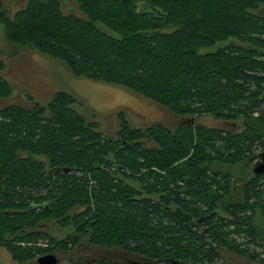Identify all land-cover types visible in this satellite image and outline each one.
I'll use <instances>...</instances> for the list:
<instances>
[{
	"label": "trees",
	"instance_id": "obj_1",
	"mask_svg": "<svg viewBox=\"0 0 264 264\" xmlns=\"http://www.w3.org/2000/svg\"><path fill=\"white\" fill-rule=\"evenodd\" d=\"M61 1L29 0L0 22L12 42L76 76L189 120L136 128L118 109L117 130L104 135L65 92L45 106L0 108V245L10 259L67 253L84 240L117 253L99 264H225V253L264 264V175L229 201V177L211 169L256 163L264 151L252 123L264 125V0H73L79 16L64 14ZM10 95L0 75V99ZM202 114L242 118L240 129L193 124Z\"/></svg>",
	"mask_w": 264,
	"mask_h": 264
},
{
	"label": "rangeland",
	"instance_id": "obj_2",
	"mask_svg": "<svg viewBox=\"0 0 264 264\" xmlns=\"http://www.w3.org/2000/svg\"><path fill=\"white\" fill-rule=\"evenodd\" d=\"M29 0H0V19L1 15L12 16L16 11L26 5ZM137 6L139 2L135 3ZM61 9L64 14H74L79 16L80 12L73 0H62ZM264 10V4H259L257 10ZM137 11H141L140 7ZM256 11L251 13L256 14ZM3 13V14H2ZM174 28H168L172 31ZM109 34L111 32L107 31ZM229 43H237L234 39H229ZM223 45L217 43L212 48L199 49V53H209L217 47ZM0 75L8 83L11 91L9 98L0 99V108L10 105H18L29 108L33 103L46 105L56 92H65L76 100L77 104L74 110L88 118L89 121H95L99 124L100 131L104 135H113L117 130V122L114 113L121 109L125 112L126 118L132 127L146 128L152 124H160L168 129L173 130L175 126L186 118H179L173 115L168 109L160 106L152 100H148L137 95L128 88L119 85H110L102 82L93 81L82 76H76L65 65L66 63L56 57L44 54L35 47H21L20 44L12 42L6 34L4 25L0 22ZM30 98H29V97ZM192 122L195 125L210 126L227 130L240 129L241 119H237L232 123H224L214 118L212 114H202L193 116ZM252 119H258L257 115ZM252 123L264 133V125H260L259 121ZM24 157L30 156L32 159H41L43 157H35L27 152H21ZM254 161H240L236 164H214L212 171L226 175L230 179V195L229 201H236L242 198L241 189L245 182L252 179V167ZM256 223L260 226L261 222L258 217L255 218ZM50 233L56 238L62 237L60 232L54 228H50ZM68 233L64 231L63 235ZM237 242L244 243L242 236H235ZM252 251L261 253L260 248L250 246ZM59 259L58 264H71L74 262L80 264H99L103 257L116 256L115 252L102 251L101 249L91 248L81 240L79 246L67 253H55ZM263 255L260 256L262 258ZM127 261V259L125 260ZM124 261V262H125ZM225 264H258L246 258L237 257L233 254L225 253L223 255ZM0 264H20L10 259L5 249L0 245ZM23 264H36L35 261ZM129 264V263H128Z\"/></svg>",
	"mask_w": 264,
	"mask_h": 264
},
{
	"label": "water",
	"instance_id": "obj_3",
	"mask_svg": "<svg viewBox=\"0 0 264 264\" xmlns=\"http://www.w3.org/2000/svg\"><path fill=\"white\" fill-rule=\"evenodd\" d=\"M254 176L264 175V151L259 154V160L252 167ZM59 259L55 254L43 255L36 259V264H58Z\"/></svg>",
	"mask_w": 264,
	"mask_h": 264
}]
</instances>
